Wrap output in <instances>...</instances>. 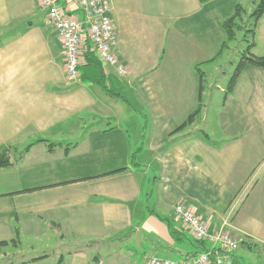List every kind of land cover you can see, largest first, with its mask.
<instances>
[{"label":"crops","instance_id":"1","mask_svg":"<svg viewBox=\"0 0 264 264\" xmlns=\"http://www.w3.org/2000/svg\"><path fill=\"white\" fill-rule=\"evenodd\" d=\"M243 1L256 5L107 0L111 50L126 74L83 41L100 72L83 66L70 83L38 0H0V152L11 160L0 169V242L16 230L19 241L2 248L0 264L189 260L212 245L198 251L176 204L210 231L227 222L238 248L226 264H264V67L246 65L231 92L218 81L215 94L205 89L225 52L216 57L222 22ZM252 28L250 54L264 57V14ZM18 251L41 253L8 263Z\"/></svg>","mask_w":264,"mask_h":264},{"label":"built area","instance_id":"2","mask_svg":"<svg viewBox=\"0 0 264 264\" xmlns=\"http://www.w3.org/2000/svg\"><path fill=\"white\" fill-rule=\"evenodd\" d=\"M38 0L46 12L47 23L57 33L65 62L67 82H74L79 77L82 64V43L88 39L98 60L115 68L119 75H125L126 69L120 64L111 50L114 42V28L110 18V6L107 0ZM68 4H75L76 10L67 9ZM74 9V8H73ZM174 215L191 233L195 240L211 243L208 250L199 252L185 261H176L152 257L149 264H226L227 256L238 248L236 239L226 231L227 222L215 231H210L206 222L181 204L174 206Z\"/></svg>","mask_w":264,"mask_h":264},{"label":"trees","instance_id":"3","mask_svg":"<svg viewBox=\"0 0 264 264\" xmlns=\"http://www.w3.org/2000/svg\"><path fill=\"white\" fill-rule=\"evenodd\" d=\"M199 1L205 2L206 0H199ZM254 2L256 3V8L249 16L253 20V27L255 26V23L259 20V18L264 14V0H254ZM242 11H243L242 7L237 5L234 8L232 15H230L228 18H226L222 22L221 26L225 32V39L222 42L216 57L221 55L222 52L227 49L229 43L235 39V31L241 29V26H239L237 24V20L241 19ZM247 32L250 33L251 35H253L254 29L253 28L249 29L246 31V33ZM84 41H85V43L89 42L88 39H85ZM243 41L246 42V46H245V49L242 51L241 56H240V60L237 63V65L234 69V72L229 79V82L227 85V90H226L227 92H231L233 90L235 83H236L242 69L246 65H251V66L260 67V68L264 67V57H256V56L250 54V49L253 47V42L251 40H247L246 38H244ZM91 52L88 51V49H87L86 54L83 55L82 64L80 65L79 70L83 66L84 67L92 66L93 69H96L100 72V65L94 58H92ZM96 80H97L99 85L104 86L102 74ZM198 80H199V82H198V98H199V94L201 93V90H202V73L201 72H198ZM200 108H201V105L198 104V107L196 108V110L194 112H192L187 117L186 121L182 125H180L176 130H179V129L185 127L186 125L192 123L194 117L199 113ZM203 135L205 138H207V135L205 133H203ZM7 152H8V148H4L0 152V169L7 168L11 164V160H10V157L8 156ZM15 234H16V237L14 239H12L8 242L7 241L0 242V251L6 245H13V246L18 245L19 241L17 238V236H18L17 230H16ZM195 242L198 244V246H197L198 251L205 250V248L203 247L204 242H201L198 240H195ZM43 257H39V258H36L34 260L41 259ZM34 260H32V261H34ZM98 261H99V258L97 256H95L92 258V260L88 264H97Z\"/></svg>","mask_w":264,"mask_h":264},{"label":"rangeland","instance_id":"4","mask_svg":"<svg viewBox=\"0 0 264 264\" xmlns=\"http://www.w3.org/2000/svg\"><path fill=\"white\" fill-rule=\"evenodd\" d=\"M242 8L244 9L243 15L240 20H237V24L241 26V29L235 31V39L229 43L228 48L225 50L223 56L218 60L217 64H220V66L222 67V72L218 71L217 64L215 65L214 69H209L210 72H208V77H206L205 79L206 93L209 91L208 85L210 84L212 86V91L215 94V92L217 91L216 89H213L215 85L214 84L215 81H218V83L221 85L224 91L227 90L229 79L231 75L233 74L237 63L240 60L242 51L245 49L246 44L243 41L245 38L244 35L246 33L245 29H250V25L251 27L253 25V20L249 16L255 10L256 5L250 1H243ZM222 97H223V94L221 93L220 98ZM53 244L54 242L51 245ZM24 251L28 252V250H24ZM57 252L58 251L56 250L55 252L53 251V253H57ZM17 253L18 254L16 257H12L15 259H12L11 255L8 253V263L10 262L17 263L22 260H28L31 257H34L35 255H38V254L40 255L41 252H37L36 254L25 253L23 256V259H20L21 251H18ZM43 253L51 255L52 251L48 249V250H45Z\"/></svg>","mask_w":264,"mask_h":264}]
</instances>
